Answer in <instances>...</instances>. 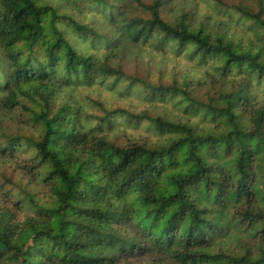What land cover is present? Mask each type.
Returning <instances> with one entry per match:
<instances>
[{"label":"trees","instance_id":"1","mask_svg":"<svg viewBox=\"0 0 264 264\" xmlns=\"http://www.w3.org/2000/svg\"><path fill=\"white\" fill-rule=\"evenodd\" d=\"M0 264H264V0H0Z\"/></svg>","mask_w":264,"mask_h":264}]
</instances>
